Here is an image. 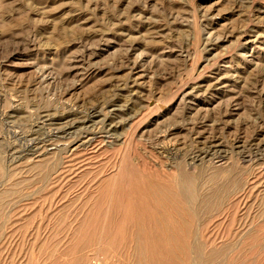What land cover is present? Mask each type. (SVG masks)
Returning <instances> with one entry per match:
<instances>
[{
  "label": "rangeland",
  "instance_id": "rangeland-1",
  "mask_svg": "<svg viewBox=\"0 0 264 264\" xmlns=\"http://www.w3.org/2000/svg\"><path fill=\"white\" fill-rule=\"evenodd\" d=\"M151 260L264 264V0H0V264Z\"/></svg>",
  "mask_w": 264,
  "mask_h": 264
},
{
  "label": "bare ground",
  "instance_id": "bare-ground-1",
  "mask_svg": "<svg viewBox=\"0 0 264 264\" xmlns=\"http://www.w3.org/2000/svg\"><path fill=\"white\" fill-rule=\"evenodd\" d=\"M37 153V152H36ZM39 154V153H38ZM36 155V154H35ZM39 156V155H38ZM46 156V155H45ZM40 159V158H39ZM46 159V158H45ZM222 159V158H221ZM41 160V159H40ZM38 161V160H37ZM222 161V160H221ZM227 162V161H226ZM193 167L195 166V164L194 165H192ZM195 167H197V165L195 166ZM220 167H222V166H220ZM178 172V171H177ZM165 174H166V172H165ZM168 174V173H167ZM174 177V176H173ZM169 181V180H168ZM176 182V181H175ZM175 187H177L178 189H181V190H185V192H184V195H185V197H184V199H185V201H189L190 200V194H189V187H190V185L188 184V180H185V179H183L182 178V180H179V181H177L176 182V186ZM138 188V187H137ZM176 189V188H175ZM146 190V189H145ZM153 190H155L154 188H153ZM157 190V189H156ZM164 190V189H163ZM140 191H142L141 189H140ZM160 192V191H159ZM178 192H179V190H178ZM181 192V191H180ZM182 193V192H181ZM179 195V194H178ZM178 197V196H177ZM181 197V196H180ZM193 200V199H192ZM194 201V200H193ZM161 203V202H160ZM177 203H179V201L177 202ZM191 203V202H190ZM189 203V204H190ZM176 204V203H175ZM181 205H183L182 203H181ZM131 206V205H130ZM173 206H171V208H172ZM185 207V206H184ZM183 208V207H182ZM182 208H180V209H182ZM134 209V208H133ZM177 209V208H176ZM131 210V209H130ZM174 210V209H173ZM134 211V210H133ZM170 211V210H169ZM168 211V212H169ZM182 211V210H181ZM132 213V212H131ZM149 214V213H148ZM175 214V213H174ZM185 214V213H184ZM190 214V213H189ZM160 215V214H159ZM164 215V214H163ZM182 215V214H181ZM188 214H186V216H187ZM189 216V215H188ZM176 217V216H175ZM194 217V216H193ZM132 218V217H131ZM153 218H155V217H153ZM197 218V217H196ZM87 219V218H86ZM114 219V218H113ZM158 219V218H157ZM115 220V219H114ZM116 220H118V219H116ZM196 221H198L197 219H195ZM119 221V220H118ZM109 222H111V221H109ZM158 222V221H157ZM115 223V222H114ZM135 223V222H134ZM112 224V223H111ZM159 224H161L160 223V221H159ZM145 225V224H144ZM172 225H173V223H172ZM184 225V224H183ZM81 224H78V226H77V228L75 229V230H77V229H80L81 228ZM159 226V225H158ZM175 226V225H174ZM173 226V227H174ZM134 227V226H133ZM136 227V226H135ZM145 227V226H144ZM138 228V227H137ZM163 228V227H162ZM168 228L169 229H171V225H170V227L168 226ZM180 228V227H179ZM191 228V227H190ZM126 229V228H125ZM124 229V232L126 231ZM140 229V228H139ZM146 229V228H145ZM174 229H176V228H174ZM174 229H171V230H174ZM181 229V228H180ZM138 230V229H137ZM182 230V229H181ZM184 230V229H183ZM182 230V231H183ZM192 230V229H191ZM113 231H115V229L113 230ZM176 231H178V230H176ZM175 231V232H176ZM124 232H122V233H124ZM168 232V231H167ZM172 232V231H171ZM193 232V231H192ZM115 233V232H114ZM128 233H130V232H128ZM135 233V232H134ZM147 233H148V231H147ZM154 233V232H153ZM112 234H113V232H112ZM144 234V233H143ZM146 234V233H145ZM169 234V233H168ZM173 234V233H172ZM128 235V234H127ZM148 236L150 235V234H147ZM157 235V233L155 232V235L154 236H156ZM108 236H109V234H108ZM125 236H126V234H125ZM134 236V235H133ZM132 236V237H133ZM136 236V235H135ZM134 236V237H135ZM144 236V235H143ZM157 236H160V235H157ZM171 236V235H170ZM174 236H175V234H174ZM173 236V237H174ZM182 236V235H181ZM129 237H130V234L128 235V239H129ZM149 237H153V236H149ZM136 238V242H134V241H132L133 242V244H136L137 242H138V240L140 239V233H137V237H135ZM154 238V237H153ZM157 238V237H156ZM170 238H172V236L170 237ZM175 238H176V236H175ZM123 239V238H122ZM131 239V238H130ZM173 239V242H174V238H172ZM177 239V238H176ZM176 239H175V241H176ZM92 240V239H91ZM123 240H125V239H123ZM127 240V239H126ZM125 240V241H126ZM152 240H156V239H152ZM163 240V239H162ZM170 240V243H172V241H171V239H169ZM78 242L79 241V239L78 238H76V239H73V240H71V242L72 243H75V242ZM82 241V240H81ZM110 241L112 242V241H114V237H112L111 239H110ZM140 241V240H139ZM177 241H178V239H177ZM83 242V241H82ZM106 242H109V241H106ZM142 242V244H143V241H141ZM161 242V241H160ZM165 242V241H164ZM114 243V242H113ZM154 243H155V241H154ZM156 243H157V241H156ZM175 243V242H174ZM83 244V243H82ZM100 244H102V243H100ZM77 245V244H76ZM137 245H139V247H140V249L142 248L143 250H144V246L146 245V242H145V245L142 247V246H140V243H137ZM177 245V242H176V244H174V245H172L173 247L174 246H176ZM113 246V245H112ZM148 246V245H147ZM155 246V245H154ZM159 246V245H158ZM156 248V247H155ZM146 249V248H145ZM139 252V251H138ZM141 252V251H140ZM144 252V253H143ZM142 253L143 254H147V252L146 251H143ZM151 253V251L149 252V254ZM156 253V252H155ZM131 255L133 254L134 255V253H130ZM151 255V254H150ZM161 255V254H160ZM147 255H145V257H146ZM179 256V255H178ZM177 256V257H178ZM133 257V259H135V258H137L136 256H135V258H134V256H132ZM131 257V258H132ZM161 257V256H160ZM148 258H149V256H148ZM163 258V257H162ZM138 259H140V258H138ZM145 259V258H144ZM166 259H167V257H166ZM137 260V259H136ZM145 260H148V259H145ZM163 260H164V258H163ZM169 260V259H168ZM138 261V260H137ZM143 261V260H142ZM141 261V262H142ZM152 262H153V260H151ZM143 263V262H142ZM154 263V262H153ZM155 264V263H154ZM156 264H158V262L156 263ZM168 264V263H167Z\"/></svg>",
  "mask_w": 264,
  "mask_h": 264
}]
</instances>
